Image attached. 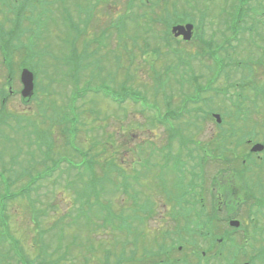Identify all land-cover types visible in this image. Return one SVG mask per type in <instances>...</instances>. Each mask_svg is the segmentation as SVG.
<instances>
[{"label": "rangeland", "instance_id": "374dc122", "mask_svg": "<svg viewBox=\"0 0 264 264\" xmlns=\"http://www.w3.org/2000/svg\"><path fill=\"white\" fill-rule=\"evenodd\" d=\"M3 1L4 0H1V2ZM77 1L80 4L78 7L82 5L90 11L91 15H89L97 20L93 21L98 27L100 24V26H102V24H106L112 17H117L122 13L130 12L129 15L132 16L134 10L136 14L139 15L134 17L139 23L140 21L142 23H151V19L153 18L155 20L153 23L155 25L154 27L162 34L166 31V24H164V22L168 20L164 19L162 16L169 15L166 14L168 11L172 10L178 14L184 13L189 18L193 19V38L188 42L175 38L179 43L171 42V46L168 47L167 50L169 51V49H173L180 45V52L183 53V57L179 59L185 60L188 69L190 65L192 72L198 77V84L206 89V91L200 93L199 100L202 99V96L206 97L208 94H211L209 96L210 102L207 108H210L212 113H218L221 118V123L219 126L215 120L209 116H206L200 128L195 127L194 124L191 125L188 121L184 122V125L179 122L178 125L182 130V136H188L191 137L190 139L198 141L199 143L195 142V146L199 149L203 148V146L210 148L218 147L219 149L214 152L215 156H218L219 152L220 158L229 166L227 167L229 169L225 171L226 173H221L219 175L220 184L216 185V189L219 187L218 192L215 188H212L214 207L217 208V212H221L222 215L225 214L226 197L230 196L231 193L234 194V198L230 201L235 200L236 196L239 198L243 197L244 192L241 189V184L245 187L246 185L249 186L246 180L254 187L252 189L249 186L257 193V196H263L264 198V149L260 153H251L249 151L251 145L255 142H264V127L261 125V119L264 116V8H258V1L249 0L248 6H250L251 9L248 12V16L244 17V22H242V24L239 23L238 27H236L234 34L238 32L236 35L237 41H231L232 45L235 46L228 49L230 67L227 66V68H225V66H223L222 69L226 70L220 73L218 70L214 71V67L217 66L212 64L208 47L198 41L197 38L203 36L206 39L213 40L215 43L213 45L214 47H216V45L222 47L226 46L224 43L231 36V33L224 29L225 27L222 26L223 23L219 18L217 20H208L204 17L203 25H199L196 20L200 17V11H198V9H201L200 5L195 9L183 8V4L185 3L184 0H144L141 2L142 7H139L140 10L136 9V7L138 8V6L135 5L136 0L133 4L134 6L131 8L126 6V2L129 0H102L99 6H97L99 0H91L92 2H90V0H43L41 5L47 7L51 3H56L60 7L59 12L65 13V7L68 4L77 6ZM144 2H149V4L145 6ZM192 2L193 5L196 4V1L192 0ZM210 3V13H214L217 10L219 2L218 0H212ZM1 6L9 11L8 15H10V18L14 17V19L11 20V24H16L17 19L15 18V13L9 7L3 4H1ZM30 13L38 16V13L35 11H31ZM49 15L48 11L43 12L41 20L39 19L30 25L27 22H23L22 25L27 30H31L30 34L23 35V39L31 42L34 39L33 31H40L41 35L35 38L36 40H44V44L50 49L49 58L50 54L54 56L65 54V59L67 61V45L63 42V37L67 35L66 30H64L63 27L52 25ZM258 18L262 21H259ZM0 23L2 24L3 21ZM132 23H135L133 18L129 20L128 24L131 31L133 30L131 26ZM248 27H252L255 30H250L248 32L242 31ZM88 29L90 28H85L84 26L82 32ZM92 31H95V28H93ZM16 35L17 33H13L10 36V41H12ZM101 36L102 31L94 33V38L88 35H85V38H87L88 42H100V50L98 52L100 56L103 53H107L108 57L111 56L112 58V56H114L117 58L124 51L125 46L122 42L125 41L129 35L122 34L119 39L120 42L114 46H111V38L108 41H103ZM254 43L256 46L253 45ZM76 45L78 47V42ZM146 48H152V45L140 44L139 49L135 48L130 57L126 58V60L121 59L120 63L114 66V81L111 84L104 81L105 84L102 86L91 87V91L87 92L88 96H90L87 106L83 105L79 110V112H81V119L83 120V128L80 125V130H78L75 140L76 145L80 148L87 147L85 150L90 149L92 145L93 155H98L99 166L104 164L106 158H111V160H116L117 165L126 169L127 164L132 162V159L135 160L136 158H140V160H143L146 158L147 156L145 155L149 146L159 148V140H165V134L161 136L158 135L160 128H156V126L153 127L148 119L141 116L138 107L133 102L138 101L140 105H143V99L149 98L150 100H157L159 105L163 108L162 101L160 100L161 94L153 93L157 80L152 81V76L157 74L154 72L156 69L161 68L163 71L169 64H173L174 67L177 63V58L171 55V53H165L166 47L162 49V55H158L155 51H146L142 53L141 50ZM15 50L23 52L21 47H17ZM222 51L223 50H218V55L225 56V53L223 54ZM32 56L39 58L37 50H35ZM86 57L87 60L91 62V67H98L97 58L94 55H86ZM17 59L19 60L20 58ZM248 62L255 66L254 70H252L250 66H243L242 68L235 69V67H240L241 63ZM2 65L0 60V79L2 75H4V71L1 69ZM50 67L51 71H53L54 66ZM17 69V63H15L14 72H16ZM181 69L185 71L184 68ZM101 72L102 74L108 72L107 62H104V67ZM125 76L127 91L122 90L118 82V80ZM15 78L16 82L14 88H17L18 75L15 76ZM184 78L188 80L187 76H184ZM209 79L211 82L207 85ZM239 80L247 83V86L242 89V97L238 95L239 91H241L238 88ZM43 84L44 81L39 84L40 91L37 94L38 98L35 100L34 104H32L33 110L30 109V103L26 105L22 104V98L19 96L12 97L8 102L7 110L10 112L14 111L15 116L7 115L0 121V129L2 131L0 133L1 158L3 155L14 157L24 151L36 153L38 152V146L43 145V148H46L51 145L52 138L50 136V127L44 129V126L48 125L47 121H49L47 120L48 114L50 113L49 106H52L55 110L56 105H64L66 96L69 92V84L66 83L67 88L61 85L64 91L60 90L61 87H55L56 83H53L54 87L46 91V93L44 90L41 92ZM253 87L257 90H261L257 97L253 93ZM224 89H227L225 97L217 93V91ZM131 90L134 91L135 94H132ZM192 90L191 85L188 86L186 82L182 83L181 86L177 83H168L162 97L166 94H171L175 106L177 105L179 108L180 101L184 99L182 94H193V92H191ZM80 92L84 93L85 91L80 90ZM109 95H115L118 99L124 98L123 105H116L112 103V101L109 103L102 100V96ZM237 99L243 101V106L240 105L241 110L231 106ZM44 100L45 102L50 101L48 103L49 106L44 104ZM186 101L193 107L192 110L194 112L201 113L196 111V109L200 110V108L203 110L201 101L195 102L196 100L190 101V99ZM147 103L149 105L154 104L148 100ZM37 104L39 107H37ZM170 108L177 109L171 105ZM207 108L204 111H209ZM23 110L29 111L28 117L39 120L36 123L35 130L32 133L33 135H30V137L26 135V130L28 129H22V125L25 122L24 115H26ZM72 112L74 111L71 110L70 113ZM146 114H148V112ZM186 118H190L189 113L186 115ZM75 120L78 121L76 116ZM95 125L100 126L99 134L96 130L89 132V135L93 137L94 145H88L90 137L89 135V138L86 136L85 131L93 129ZM222 130L234 132V135L226 136ZM2 134H4V136H2ZM249 135H253V138L256 140H251L248 142L247 146H245L243 144L244 141L241 142V140H245L244 136ZM58 137H61V132H58ZM78 137L80 141H78ZM106 137L112 138L111 141L116 148L110 149L111 146L106 141ZM142 140L145 141V145L140 143ZM60 142L61 140L56 139L53 141V146L59 147ZM27 143H29L28 146L30 150L26 149ZM196 152L197 151L193 152V154L198 162L199 154ZM247 154H249L251 158H248ZM56 156L58 157L59 154ZM40 157L42 156L40 155ZM77 158L78 156L75 159ZM244 158H247L244 163L247 164L246 167L248 168L247 171L242 174L243 179L240 184L236 183L234 180H239L237 177L238 174L241 179V174L239 172L241 169L240 162L244 160ZM4 159L5 158H3V160ZM251 160L254 163L253 166H250ZM23 165H27V161H25ZM23 165L19 164L18 168L22 169ZM211 165L216 167L218 163L210 164V166ZM215 167L211 168V170L213 171ZM14 168L15 167H12V169ZM24 171L23 168L22 172ZM134 172L136 174H134L135 176L132 178L131 186L136 192H131H149L152 188H148V176H150L152 170H134ZM171 173V171H165L168 186L172 185L170 178ZM116 175L118 176V173H116ZM6 177L7 175L2 171L0 165V178L4 180ZM63 179H65L68 184H71L70 181L73 178L62 177L61 180ZM28 180L29 176L26 181ZM233 182H235L236 185H234ZM23 183L14 189L4 184L2 189L0 188V192L3 193V195H10L11 190L13 191L22 187ZM163 184L162 182V186ZM224 185L228 190L223 188ZM35 186L36 187H32L31 189L32 196L28 195L29 202L26 198H22V196L17 197V199L13 201L7 200L6 213L8 215L7 222L9 224L7 227L0 228V264H37L40 261L53 260V258L56 257H60L63 264H78V254L81 248H91L94 250L93 254L96 255L93 257L91 264H101L102 257H106V255L103 254L104 250L108 252L112 251L110 255L111 263L116 256L119 257L123 255V246L127 249L126 253H128L131 244L127 241V220L133 219L134 217L141 220V217L137 214H128V212H131L132 208L131 197L124 196L123 193L115 191L113 186L109 184V190L106 194H101L94 198L96 206H102L104 209L99 212H90L78 216V200L75 198L78 195V185L67 187L59 180V182H55V184L51 183V181H39ZM176 190H178V188H176L175 191ZM229 190L231 192L230 194ZM205 195L206 188L204 187L199 194V197L202 198V202H204V200H206L205 198H207L206 196H208ZM154 196L157 201V204L154 205V212L150 215V220L142 221L143 225L140 226L139 236H141V244H143L145 240L150 242L146 237H152L157 229L170 224V222L166 220L168 218V215H165L166 206L161 201L160 194L157 191L151 190L148 199L152 201ZM241 201L242 200L238 199L236 204H239ZM151 204L152 202L150 205ZM251 205V202L248 201L239 206L243 212L247 213L250 211ZM0 207L2 208V204H0ZM233 210H235V206ZM108 212H110V215H106ZM99 218L104 219L107 225L103 227L100 221L97 222ZM108 218H110V221H108ZM256 220L259 225L262 224V226H264V210L258 213ZM253 227V224L249 223V228ZM255 233L256 236H254V240H251V242L255 247L259 245L264 247V239L258 236L264 233V228L255 227ZM239 240H241L240 237ZM245 241L246 242L242 243L241 248L247 245L249 248L248 253L253 252L255 247L248 239H245ZM160 244H163V242L157 243L156 248H158ZM8 247L13 249V256L11 255L12 251L8 253L9 256L6 255ZM45 248L46 250H44ZM40 251H42L41 254H39ZM149 252L150 251L147 250L144 253ZM126 253L122 256L123 258L127 256ZM253 255L254 253H251L247 258ZM125 261L123 264H131ZM180 261L183 264H195V262L192 263L188 260Z\"/></svg>", "mask_w": 264, "mask_h": 264}, {"label": "water", "instance_id": "95a60500", "mask_svg": "<svg viewBox=\"0 0 264 264\" xmlns=\"http://www.w3.org/2000/svg\"><path fill=\"white\" fill-rule=\"evenodd\" d=\"M187 29H190V26H187ZM176 30L178 31L177 34L184 33L185 38L189 37V35L186 32H183L182 27H180V26L174 27L173 31H176ZM23 78H24V82H25L24 94H28L30 92L31 87H32L31 76L26 71H23Z\"/></svg>", "mask_w": 264, "mask_h": 264}, {"label": "trees", "instance_id": "16d2710c", "mask_svg": "<svg viewBox=\"0 0 264 264\" xmlns=\"http://www.w3.org/2000/svg\"><path fill=\"white\" fill-rule=\"evenodd\" d=\"M168 96H171L173 98V96L171 94H169ZM105 187L104 186H101V187H98V186H94L91 190V193L94 195L96 192L100 191V190H104ZM255 264H264V257H260L258 258V260L256 261Z\"/></svg>", "mask_w": 264, "mask_h": 264}]
</instances>
